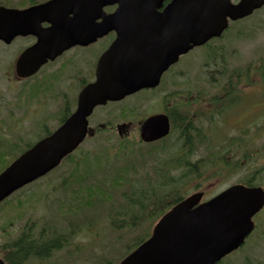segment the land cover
<instances>
[{"label":"water","instance_id":"obj_1","mask_svg":"<svg viewBox=\"0 0 264 264\" xmlns=\"http://www.w3.org/2000/svg\"><path fill=\"white\" fill-rule=\"evenodd\" d=\"M165 1L74 0L68 9L72 17L54 20L50 27L39 30L37 45L17 61L18 75H30L46 58L111 28L117 32L112 43V71L100 65L96 81L79 93L76 110L0 173V201L57 166L79 145L95 105L156 86L161 73L179 55L220 36L229 20L243 18L264 4V0H169L163 6ZM115 3L111 14L103 11L104 6ZM48 4L58 7L57 0ZM21 16L27 17V9L0 7V38L9 41L19 32L26 33L16 26ZM98 17L101 22L95 23ZM32 51L43 54L42 58L32 62ZM168 131L167 117L155 115L141 123L139 136L147 142ZM202 196L203 191L193 192L173 205L155 223L150 236L117 264H215L239 247L253 229L252 216L264 205L263 188L235 183L207 200L201 201ZM0 264H4L1 259Z\"/></svg>","mask_w":264,"mask_h":264},{"label":"flooded vegetation","instance_id":"obj_2","mask_svg":"<svg viewBox=\"0 0 264 264\" xmlns=\"http://www.w3.org/2000/svg\"><path fill=\"white\" fill-rule=\"evenodd\" d=\"M48 1L0 0V6L3 7L19 10L28 7L33 9L29 16L21 18L24 23H29L30 33L16 35L10 42L0 39V66L4 72V78L11 87L20 84L17 92L6 93L4 98L0 94V172L4 169L3 167L12 162L16 155L21 153V150L28 149L36 141L49 135L76 109L79 93L97 78L96 71L100 65L112 71V42L116 39L117 32L112 31L111 28L102 37H95L86 43L73 44L58 55L47 58L30 77L23 79L16 77V61L24 51L37 45L39 30L49 27L50 21L55 18L65 20L72 16L68 9L75 4L74 0H66L61 4L63 6L61 16L54 15L52 9L45 8L44 5ZM168 2L169 0L165 1L163 6ZM116 7L115 3L104 6L103 9L106 14H111ZM100 22V17L95 19V23ZM109 48H111L109 54L100 63L102 56ZM42 56L43 54L39 55L38 52L32 51L30 59L36 62ZM173 66H169L162 73L157 87L142 89L131 95H136L135 98L141 97L142 103H132L117 110L112 109V104L125 103L124 100L128 98L125 97L121 101H109L103 106L95 107L96 109L94 108L88 117L89 135L95 136L96 132L98 135H105L101 138L104 142H107L108 138L112 139V136L123 139L130 133L138 134L144 119L159 114L168 118L170 127L173 120L180 127L196 128L197 102L205 101L208 105L206 110L211 112L209 110L212 109V96L181 94L179 89L181 80L177 79L181 71L174 70ZM164 82L170 85V88L167 92L158 93ZM108 107L111 111L103 113L102 110ZM45 112L55 116L51 117ZM98 165L102 169L112 170V164H108L107 161ZM102 169L99 170L98 176H92L97 177L98 182L106 181L101 174ZM67 178L69 176L61 177L62 180ZM36 191V182L28 183L14 191L0 206V259L6 264H8L7 260L11 261V255H3L4 251L1 247L8 239L5 229H16L14 234L9 232L10 235H8L15 240L19 238L22 231H33L36 227L38 207ZM79 192L78 190L77 195ZM65 193L70 198L75 196L74 191L67 190ZM77 200L81 201L79 198ZM242 264L252 263L248 258L243 257Z\"/></svg>","mask_w":264,"mask_h":264},{"label":"trees","instance_id":"obj_3","mask_svg":"<svg viewBox=\"0 0 264 264\" xmlns=\"http://www.w3.org/2000/svg\"><path fill=\"white\" fill-rule=\"evenodd\" d=\"M209 45V43L205 44L208 49L204 65L214 66L217 64V67L211 70V75L217 72L219 77H226L219 88L220 95H214L211 99L213 114H215L231 107L238 98H242L241 94L244 95V91L241 93L240 85L244 82H241V79L244 80L245 76L240 70L237 72L233 70L227 75L228 64L224 58L226 53L222 51V47L213 48ZM259 61L253 68L249 64L244 71H248L249 74L251 71L253 77L259 76L264 82V57H261ZM221 78H217L218 81L215 82L216 78L214 77L211 83L216 86ZM218 105L221 106L220 110L216 109ZM201 116L204 117V120L211 121L205 111H197L196 118ZM259 128L257 127V129ZM173 131L177 132V135L172 143L166 142L165 145L141 151L147 152L149 160L147 169L149 168V170H145L147 165L144 155L138 153L136 164H126L117 170L110 183L101 185L86 183L79 187V194L71 198V202H68L64 208L58 206L50 216H38L33 231H22L17 240L10 236L8 238L6 235L8 239L1 247L4 251L3 255H11V261L7 260L8 264H25L30 260H34L37 264H43L69 246L74 237L83 232L98 231L99 225L103 222L101 221L102 217L108 219L105 222L107 229L112 234H116L112 236V247L116 249H114L115 253L109 255L100 264H115L124 256L118 257L124 247L123 238L130 235L135 236L134 241L126 248L124 254H127L149 236V234L145 237L140 236L141 231L138 226L144 221L148 226L151 225L154 219L164 213L172 204L181 200L186 192L193 190L189 189L190 185H194L193 188H195L200 186L201 182L212 178L224 179L233 174H239L237 182L246 185L264 182L259 180V174L264 173V143L255 144V136L248 135L247 129L242 130L237 136L228 137L217 148L208 150L205 155L198 158H195V148L199 146L200 140L203 138L201 136L203 127L198 126V123L196 128H192V126L180 127L172 120L171 132ZM160 151L163 154L158 155ZM98 153V151L84 152L80 157H77V160L89 166L92 160L101 157ZM232 154L237 155L235 160L231 159ZM72 156V154L67 156L63 162ZM129 169L131 171H128ZM87 174V172H74L73 175L76 178L70 180L71 177H69L68 187L81 183ZM127 174L128 177H126ZM130 176H134V178L130 180ZM124 185L131 188L130 192L123 191L122 198L125 203L114 208L112 204L113 189H119ZM110 189H112V197L109 195ZM81 193L84 194L83 197H80ZM77 198L83 199V203ZM36 200L38 201V196H36ZM111 256L112 259H110Z\"/></svg>","mask_w":264,"mask_h":264},{"label":"rangeland","instance_id":"obj_4","mask_svg":"<svg viewBox=\"0 0 264 264\" xmlns=\"http://www.w3.org/2000/svg\"><path fill=\"white\" fill-rule=\"evenodd\" d=\"M232 1L236 2L237 0ZM211 47H222V51L226 53L224 58L228 64L226 71L227 75L233 70L235 72L240 70L243 76H245L244 80L241 79V82H244L240 85L241 93L244 91V95L237 105L226 108L225 110L223 109V112L221 113L217 112L212 114V123H209L204 119L197 122L199 126L201 125L203 127V133L201 135L203 138L200 140L199 146H197L195 158L205 155L208 150L217 148L219 144L223 143L228 137L239 135L244 129L248 130V135L255 136V144L260 145L261 143H264V82H262L259 76L253 77L251 71L250 74L248 71H244L249 64V66L253 68L256 63L258 64L260 62L259 59L264 57V5L253 11L248 17L242 18L236 22H229V27L225 30L222 38H220V40H214L211 43ZM207 49L208 46H196L187 53L181 55L178 61L173 64L174 70L181 71V74L177 79L182 80V83L179 86L182 94L191 93L195 94V96L206 94L207 96L210 95L212 97L214 95H220L218 91L220 86L226 80V77L221 78L219 77V74L215 72L210 79H207L209 71L217 67V64L214 66L204 65L207 58ZM251 62L254 63L251 64ZM214 77L216 78L215 82L218 81L217 78H221L219 84L216 86L211 83L213 82ZM169 86L170 85H167L164 82V85L160 87L158 93L164 91L167 92L170 88ZM19 87L20 84H17L16 87H11V85L5 80L4 72H2V67L0 66V94H2L3 98L6 93L12 94L17 92ZM135 96L128 98L123 104H115L112 106V109L117 110V108H122L128 104L142 103L141 97L138 96L140 98H135ZM207 107L208 105L205 101L197 102L196 111H205ZM220 107L221 106L218 105L216 109L220 110ZM211 110L212 109L210 108L209 111ZM109 111H111L110 107L102 110L103 113ZM46 114L51 117L55 116L48 113ZM38 119L39 117L37 116V120ZM257 127L260 128L257 129ZM176 135L177 132L174 131L170 136V140H173ZM104 136L105 135H99L98 137L102 138ZM133 138L134 134L130 133V135L124 138V140L127 139L125 144H130ZM102 142L103 141L101 140L88 138L83 142L80 152H100L104 148H109L111 152L112 147V158L110 160L112 171H106L104 174L106 178H109L111 172L113 177L117 168L122 165L136 164V160L138 161L136 151H145L148 148L146 146L132 144L116 149L118 145L117 138H108L107 142H103L104 144H102ZM161 154H163L162 151L158 153V155ZM236 158L237 155H231L232 160H235ZM65 171L66 166L56 171L50 178L36 184V194L45 190L52 191L53 208H56V206L65 199L62 190L67 184L66 182H62V179L58 178ZM239 176V174H233L224 179L212 178L208 181L201 182V187L207 186L208 188L206 191L207 194L204 198L237 182ZM132 177L134 178V176ZM259 180L262 182L264 181V173L261 172V174H259ZM72 188L75 189L76 186H73ZM123 191L128 192V185H124L119 189H113L114 199L112 204L114 208H118V205L125 203L124 198H122ZM75 195H77V193H75ZM81 195L82 196L80 197L84 196L82 193ZM28 214H30V212H28ZM43 214L44 212L40 213V211H37L36 217ZM101 221L103 222L99 225L98 231H91L90 233L83 232L79 236H76L71 240L70 245L51 258L48 261V264H100L109 255L115 253L114 249L116 248L112 247V236L116 234H112V232L107 229V224L105 222H107L108 219L106 217H102ZM254 221L256 229L248 238L244 248L234 256L226 259L224 264H242L243 257L248 258L252 264H264V209L255 215ZM140 226L142 227L140 229V236L145 237L149 234L151 226L144 224V222H142ZM5 231L10 235V233L14 234L16 229H5ZM134 238L135 236L133 235L123 238L122 243H124V247L120 251L118 257L125 255L124 253L126 252L127 246L134 241ZM110 259H112V256ZM26 264L35 263L28 262Z\"/></svg>","mask_w":264,"mask_h":264}]
</instances>
